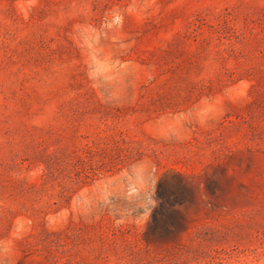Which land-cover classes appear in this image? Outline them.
<instances>
[{"label":"rangeland","instance_id":"374dc122","mask_svg":"<svg viewBox=\"0 0 264 264\" xmlns=\"http://www.w3.org/2000/svg\"><path fill=\"white\" fill-rule=\"evenodd\" d=\"M0 264H264V0H0Z\"/></svg>","mask_w":264,"mask_h":264}]
</instances>
